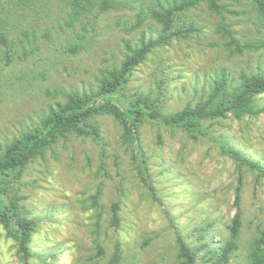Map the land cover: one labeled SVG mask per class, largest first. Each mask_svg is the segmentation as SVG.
<instances>
[{
  "label": "rangeland",
  "instance_id": "374dc122",
  "mask_svg": "<svg viewBox=\"0 0 264 264\" xmlns=\"http://www.w3.org/2000/svg\"><path fill=\"white\" fill-rule=\"evenodd\" d=\"M68 1L0 0V14L11 27L12 37L27 30L30 38L25 46L33 49L25 60L0 64V148L36 123L38 114L55 101L48 90L87 87L94 83L97 69L121 55L127 35L114 20L133 17V12L100 15L85 47L71 53L68 47L74 36L64 25ZM232 3L239 14L229 16L228 21L235 23L237 37L242 41L261 37L251 0ZM191 14L199 33L151 55L129 84L130 93L152 91L155 95L161 87L168 112L199 100L211 75L221 68L234 74L259 67L264 70V49L230 55L227 39L216 31L218 17L205 5ZM260 103L264 106V95ZM97 119V140L72 135L26 169L23 202L39 222L31 242L32 264H43L39 255L48 258L55 251V258L47 259L50 264H108L117 241L123 255L118 264H179L177 236L196 249V264H250L251 242L264 229V179L257 181L251 171H246L240 186L238 249L228 263L217 262L210 252L229 236L227 224L236 212L239 185L236 165L222 152L218 139L222 137L264 166V111L257 117L213 122L210 131L215 138L194 139L144 123L139 142L145 163L123 143L122 127L113 117ZM98 191L101 218L92 206ZM116 201L121 224L113 229L108 227L110 206ZM0 264H21L2 226Z\"/></svg>",
  "mask_w": 264,
  "mask_h": 264
},
{
  "label": "trees",
  "instance_id": "16d2710c",
  "mask_svg": "<svg viewBox=\"0 0 264 264\" xmlns=\"http://www.w3.org/2000/svg\"><path fill=\"white\" fill-rule=\"evenodd\" d=\"M234 0H69L64 25L73 33V42L68 47L76 53L85 47L84 41L95 30L100 15L110 11L128 10L133 17H118L114 20L127 38L122 40V52L93 76L94 83L82 88L48 90L55 101L38 114L37 122L0 148V226L11 238L15 255L21 264H32L35 253L31 249L33 235L39 226L38 219L31 216L23 200L22 178L28 166L38 158H45L47 151L54 149L61 140L70 136L100 137V122L97 117L108 115L122 127V141L132 147L136 155L147 161L140 145V128L144 123L163 127L169 131H180L191 138L212 136L210 126L215 121L228 117L241 120L244 117H257L264 111L261 98L264 95V70H241L238 74L226 68L215 71L210 83L199 100L188 102L182 108L168 112L165 110L161 87L154 95L152 91L130 93L129 84L134 72L151 55L171 46L175 41H183L199 33L191 14L193 10L205 5L215 14L219 22L216 31L226 38L230 55H243L264 49V0H251L256 14L258 39L242 41L233 29L235 23L228 21L229 16L239 14L232 7ZM237 1V0H235ZM77 27L79 30L76 31ZM0 14V64L8 66L17 59L25 60L33 52L26 48L30 34L27 30L16 39ZM220 148L236 165L239 185L236 187L234 206L236 212L227 224L228 238L217 249H210L217 262L228 263L239 247L242 227L241 182L246 171L255 173L257 181L264 179V166L248 157L240 148L234 147L222 137ZM145 170V169H144ZM143 173V169L140 170ZM146 173V170L144 171ZM144 178V177H143ZM149 178V177H148ZM98 191L92 197V206L101 218L103 209ZM120 205L113 202L110 206L109 228L120 227ZM99 227V223H96ZM98 231V229H97ZM207 245V244H206ZM177 260L179 264H196L197 251L186 240L177 236ZM99 253L104 249L98 245ZM57 252L48 254L55 258ZM119 241L114 246L108 264H118L122 260ZM43 264H50L39 255ZM250 264H264V229H259L251 242Z\"/></svg>",
  "mask_w": 264,
  "mask_h": 264
}]
</instances>
